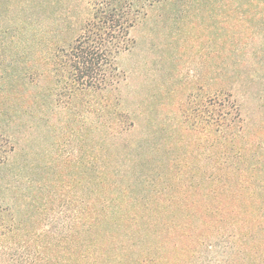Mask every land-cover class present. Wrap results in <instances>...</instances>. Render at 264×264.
I'll return each mask as SVG.
<instances>
[{
  "label": "trees",
  "instance_id": "obj_1",
  "mask_svg": "<svg viewBox=\"0 0 264 264\" xmlns=\"http://www.w3.org/2000/svg\"><path fill=\"white\" fill-rule=\"evenodd\" d=\"M82 1L84 3L77 2L84 9L78 20L73 16L75 13L71 6L60 12L63 15L57 18V11L38 15L37 11L46 7L47 0H27L28 6L25 9L28 10V18H21L22 11L14 16L16 21L12 25L0 27V32L9 39L8 48L3 36L0 37V117L3 118L10 111L17 124H21V133L27 131L22 136L18 131H10L0 124V168L8 171L7 175L13 178L16 185L11 188V185L8 187L5 184L4 188H0V213H5L17 203L15 196H19L25 206L34 208L45 202V207L39 214H34L33 211V214L27 215L21 209L12 213V217L7 220L5 217L0 218V249L6 247L11 250L10 264H213L202 261L200 256L205 246L210 248L213 238H225L229 241L227 248L235 252L222 264H264V199H259L258 189L249 181L250 178L262 175L264 153L259 154L251 169L245 157V166L240 167L233 164L230 155L234 154L225 152L219 156V159H225V166L218 167L217 170L206 168L201 175L202 179L199 177V180L193 181L190 178L185 180L186 177L182 175L175 177L181 180V184L187 185L178 187L180 193L199 196L194 202L179 198L162 200V195L158 196L161 200L157 199L155 194L159 192V183L164 180L177 183L173 180L172 167L167 166L165 170L152 167L144 174L136 166V156L124 158L129 165L105 167L104 163H99L103 158L96 153L92 160L97 163V167L92 169L95 177L90 201L84 199L85 195L80 198L72 197L69 195L70 188L63 192L58 189L51 191L54 184L46 180L44 171L40 173L38 166L31 168L27 162L24 166H13L20 142H40L43 127L50 121L46 112L54 110L58 113L59 109V100H56L55 108L49 109L45 106L44 96H36L38 106L25 116L24 121L23 115L17 112V106L22 107L21 104L25 102L26 97L18 91L26 86L20 87L19 83L41 87L40 83L45 77H49L44 75L47 69L43 66L49 57V74L55 86L59 85V72L63 70L66 75L65 95L71 96L84 89L117 87L121 78L118 58L134 45L133 29L147 16L150 8L163 0H136L137 4L135 0ZM223 1L228 5L236 0ZM51 2L55 6L58 0ZM236 2V9L240 15L243 14L241 19L244 24L249 3L247 0ZM17 4L15 2L13 11ZM251 6L259 11L260 7L264 8V0H251ZM263 16L264 14H257L253 19H262ZM62 23L69 24L66 38H62L59 28L55 29V26ZM9 27L15 30L12 35ZM48 27L50 28L47 29ZM247 29L253 44L260 40L259 30L248 26L244 32ZM37 38L44 43L48 40L49 44L41 46L36 52H32V48L27 50L26 44ZM223 45L224 43V48ZM15 57L24 70L26 81L18 83L14 81L12 72L10 74L5 71L12 65ZM218 58H215V63L218 64L216 68L226 70L228 66L224 64V56ZM239 61L241 60L235 58V65ZM29 65L33 67L30 69ZM39 69L44 70V73ZM42 73L44 76L41 80ZM228 73V70L222 71L221 78ZM203 76L204 73H195L192 82L200 81ZM123 79L126 80V77ZM225 81L221 82L226 83ZM223 87L224 85L216 96H222L224 110L220 115L222 123L226 124V117L230 113V96ZM239 95L241 102L236 103L235 97L231 107L235 111L234 116L242 123L247 114L245 107L241 106L246 95L243 92ZM141 124L137 126L131 121L120 127L116 126V131L111 132L112 139L121 140L128 133L137 132ZM134 144L137 143L131 144L133 148ZM35 147L36 154H39L41 145ZM146 157L152 161L156 157L155 151H148ZM68 160L79 162V165L85 163L82 156L74 159L70 156ZM258 162L263 168L257 167ZM219 164L224 165L223 162ZM78 171L81 174L79 179L76 177L79 186L85 181V174L82 170ZM32 172L38 174L39 178L31 176ZM46 189L47 195L41 192ZM261 189L264 192V186ZM72 203L77 208L69 209L66 206ZM54 207L60 211L59 216L63 214L62 220H57L58 213L53 216L49 227L43 229L42 217H45L44 214L48 215V211H53ZM69 210H73L75 214L69 216L66 213Z\"/></svg>",
  "mask_w": 264,
  "mask_h": 264
},
{
  "label": "rangeland",
  "instance_id": "obj_2",
  "mask_svg": "<svg viewBox=\"0 0 264 264\" xmlns=\"http://www.w3.org/2000/svg\"><path fill=\"white\" fill-rule=\"evenodd\" d=\"M236 1L228 5L223 0H163L155 4L133 29L134 45L118 58L121 78L117 87L102 90L84 89L71 96L65 95L66 75L61 70L59 85L55 86L49 74V57L43 63L47 72L39 69L49 76L40 83L41 87L20 84L22 80L26 81V77L15 57L12 65L5 71L10 74L12 72L14 81H18L20 87L26 86L18 91L26 97L22 107L17 106L18 114H22L25 121V116L38 106L36 96L41 95L44 96V101L46 100V108H55L56 100H59V109L58 113L54 110L46 112L50 121L43 127L40 142H20L18 138L20 145L17 146L18 154L13 166H24L26 162L31 168L38 166L40 173L44 171L46 180L54 184L51 191L58 189L63 192L70 188L69 195L74 198L85 195L84 199L89 201L93 197L95 174L92 169L97 167V163L92 160L96 153L103 158L99 163H104L105 167L116 164L129 165L124 158L136 156V166L141 168L144 174L152 167L165 170L171 165L173 180L177 183L167 180L159 183V192L155 194L159 200L162 198L158 196L162 195V200L179 198L194 202L199 196L180 193L178 187L187 185L181 184V180L175 177L182 175L186 177L185 180L190 178L193 181L199 180V177L202 179L201 175L206 168L217 170L218 167L225 166V159H219L220 154L225 152L234 154L230 155L233 164L240 167L245 166V157L251 169L259 154L264 153V16L262 19H253L257 14H264V8L260 7L258 11L251 6V0H247L250 7H246L247 17L244 14L246 20L243 24V14L240 15L236 9ZM15 2L18 4L13 11ZM77 2L84 3L82 0H58V3L52 6L51 0H47L46 7L37 12L38 15H44L57 11L58 18L63 15L60 12L71 6L75 13L73 16L79 20L84 9ZM134 2L137 4L136 0ZM27 6V0H0V27L12 25V22L16 21L14 16L22 11L21 18H28V10L25 9ZM68 26V23L55 26V29H60L62 38L67 37L65 33ZM248 26L261 32L260 40L254 44L247 33L249 30L244 32ZM9 32L12 35L15 30L9 27ZM2 36L3 33L0 32V37ZM3 41L8 47L9 39L3 36ZM48 44V40L44 43L37 38L28 42L26 49L32 48V52H36L41 46ZM221 56H224V64L228 66L226 70L216 68L218 64L215 63V58ZM235 58L241 60L238 65L234 63ZM31 67L33 66L29 65L30 69ZM227 70L228 75L221 78V72ZM25 71H28V66ZM197 72L199 75L204 73V78L201 77L200 81L194 83L192 76ZM124 76L126 80L123 79ZM220 80H226V83ZM223 85L230 96V113L226 117V124L222 123L220 115L224 110L222 96H216ZM241 92L246 95L241 106L245 107L247 114L244 121L239 123L231 106L235 97L236 103L241 102ZM14 119L13 113L9 111L6 116L0 117V124L10 131H18L23 136L27 131L22 134L21 124H17ZM131 121L137 126L142 123L137 132H130L121 140L112 139L111 132ZM134 142L138 146L134 144L133 148L131 144ZM35 145L42 147L39 154H36ZM152 150L155 151L156 157L150 161L146 153ZM237 151L242 154L239 155ZM241 155L242 158H239ZM70 156L73 159L82 156L85 163H73L68 160ZM220 162L224 165L219 164ZM258 166L263 168L264 164L262 166L258 162ZM1 169L0 180L3 182H0V188H4L5 184L15 188L13 178L7 175L8 171ZM78 170L85 174V181L79 186L76 182V177L79 179L81 176ZM262 172L260 177L249 180L250 184L258 189L259 199H264L263 189L260 190L264 186V168ZM32 173L31 176H35V179L39 178L38 174ZM167 189L168 191H162ZM41 192L48 194L47 189ZM14 198L17 203L5 213H0V218L5 217L7 220L12 217V213L21 209L27 215L33 214V211L34 214H39L45 207V202L34 208L25 206L19 196ZM0 204L2 206L1 201ZM66 206L69 209L77 208L73 203ZM66 213L69 216L75 214L73 210ZM56 214L59 216L61 213L54 207L53 211H48V215L41 216L43 229L49 227L48 224ZM62 216L63 214L57 220L61 221ZM227 243L229 241L225 238H213L210 248L205 246L202 250L201 260L222 264L235 253L227 248ZM9 252L11 250L6 247L0 249V264L11 263Z\"/></svg>",
  "mask_w": 264,
  "mask_h": 264
}]
</instances>
